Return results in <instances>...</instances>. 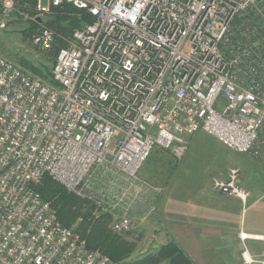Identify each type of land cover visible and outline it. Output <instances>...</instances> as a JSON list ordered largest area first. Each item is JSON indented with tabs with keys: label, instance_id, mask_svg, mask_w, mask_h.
Wrapping results in <instances>:
<instances>
[{
	"label": "built area",
	"instance_id": "1",
	"mask_svg": "<svg viewBox=\"0 0 264 264\" xmlns=\"http://www.w3.org/2000/svg\"><path fill=\"white\" fill-rule=\"evenodd\" d=\"M64 2L93 20L59 47L54 84L0 54V264H113L37 191L46 174L128 232L156 146L181 159L205 131L264 160V13L246 16L259 0H38L33 19ZM1 4L7 16L16 8ZM58 36L42 24L32 41L48 50ZM239 174L213 188L246 202ZM242 256L264 264L247 247Z\"/></svg>",
	"mask_w": 264,
	"mask_h": 264
},
{
	"label": "rangeland",
	"instance_id": "2",
	"mask_svg": "<svg viewBox=\"0 0 264 264\" xmlns=\"http://www.w3.org/2000/svg\"><path fill=\"white\" fill-rule=\"evenodd\" d=\"M18 1L19 0H15L16 8L7 16L2 10L0 0V54L25 69L33 76L54 84V81H50V77L43 78L40 75L33 74L29 68H26L20 63V60L23 59L32 62L36 66L50 67V73H52V68L55 63H53V46L57 45V42L48 50H43L33 43L32 35L34 32L30 36L25 34V29L29 26V21L33 20L35 14L22 11ZM66 38L67 37H64V40H66ZM188 142L189 146L187 152L184 157L179 160H177L172 153L166 150L162 151L160 150L161 147L156 146L151 156L145 161L139 174L149 179L151 178L150 180L168 189L181 179L180 183H182V187H188V189L191 190L202 187L212 194L214 192L212 189L214 178L226 177L232 168H237L240 173L239 186L244 188L246 192L249 191L248 194L250 193L244 205L242 222L244 223L246 221L247 227L252 222L263 230L264 160L255 159L247 153L237 152L205 131H198L195 134L189 135ZM159 151L160 153L158 154ZM165 193L167 192L163 194ZM219 193L217 192V194ZM216 204L221 207L214 210L212 219H205V222H210V220H212L220 223L222 222V218L223 220L226 218L227 214L225 215V209L227 208V202L222 199H217ZM179 205L181 206V203ZM182 206V213H185L184 204H182ZM103 212L105 213L106 211H103L95 204L94 214L100 215ZM115 212L121 214L120 211ZM188 213L189 215L192 214L190 211H188ZM111 216L112 226L113 215L111 214ZM183 219L194 222V224L190 225L183 223L182 226L189 225L187 226L188 234L184 236V239L187 240V245L189 247L195 248L196 245H200L198 241L205 237V233L203 234L202 232H206L204 230L206 224L202 227L201 224L195 223L201 222V219L186 217ZM136 223L137 221L134 220L135 227L125 232V236L135 244V250L130 257L132 259L139 258L142 255L155 251L164 242V238L157 234L158 230L152 231L153 228H150L147 232L144 230L140 231ZM212 237H214V235L212 236L210 234L207 238L209 241H212ZM215 238L218 237L216 236ZM203 246H206V243L203 244ZM207 246L209 247V243Z\"/></svg>",
	"mask_w": 264,
	"mask_h": 264
},
{
	"label": "crops",
	"instance_id": "3",
	"mask_svg": "<svg viewBox=\"0 0 264 264\" xmlns=\"http://www.w3.org/2000/svg\"><path fill=\"white\" fill-rule=\"evenodd\" d=\"M160 150L172 153L164 148ZM172 155L174 156L173 153ZM176 159L179 160L178 158ZM139 178L147 184L140 187L137 201L132 203L128 213L132 219L137 221L136 224L140 231L144 230L147 232L150 228H153L152 231L158 230L157 234L164 238L163 244L174 240L196 264H244L242 251L245 247L248 248L254 257L261 258L263 256L264 239H256L249 236L243 240L240 236L241 232L264 235V229L258 228L254 223L251 222L247 227L246 221L242 222L244 205L247 201L244 202L238 196H228L221 192L219 193V191L214 190L212 185L214 192L211 194L202 187L194 188L193 190L188 189V187H182L181 179L168 189L165 186L161 187L160 184L150 180L151 178L149 179L141 174H139ZM242 189L244 190V188ZM164 192L167 193L163 194ZM217 199L227 202V208L225 209L226 218L224 220L222 218L220 223L212 220L205 222V219H212L214 210L221 207L216 204ZM180 203L181 206L179 205ZM182 204H184L185 213H182ZM188 211L192 212V214L189 215ZM185 217L201 219V222L195 223L201 224L202 227L206 224V228H204L206 232H202L203 234L205 233V237L198 241L200 245H196L195 248L189 247L187 240L184 239V236L188 234L187 226L194 224L192 221L184 220L183 218ZM183 223L189 225L182 226ZM210 234L214 235L211 239L212 241L207 238ZM216 236L218 238H215ZM205 243L206 246H203ZM208 243L209 247L207 246Z\"/></svg>",
	"mask_w": 264,
	"mask_h": 264
},
{
	"label": "trees",
	"instance_id": "4",
	"mask_svg": "<svg viewBox=\"0 0 264 264\" xmlns=\"http://www.w3.org/2000/svg\"><path fill=\"white\" fill-rule=\"evenodd\" d=\"M18 3L22 11L30 14L37 13L38 0H19ZM248 12L246 16H250L252 20H260L261 12L264 13V0H259L257 6L252 7ZM92 20L93 16L85 10L64 2L59 6H52V11L44 18L30 20L25 34L31 36L42 24L52 27L60 34L61 36L57 37V45L53 46L54 63L58 48L66 44L64 37H71L76 28ZM238 21L237 19L236 22ZM20 63L29 68L33 74L43 78L50 77V81H54L50 67L36 66L23 59L20 60ZM35 188L43 199L49 201L56 209L63 225L71 227L85 238L88 247L99 248L108 254L113 264H196L174 240L160 245L153 252L132 259L130 257L135 250V244L125 236V232H117L112 228L110 213L94 214V202L69 191L48 174L35 184Z\"/></svg>",
	"mask_w": 264,
	"mask_h": 264
}]
</instances>
